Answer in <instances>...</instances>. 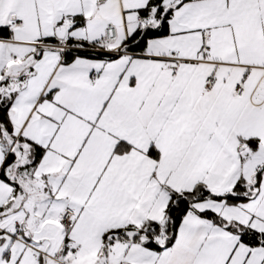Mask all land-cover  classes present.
Returning <instances> with one entry per match:
<instances>
[{"label": "snow or ice", "instance_id": "snow-or-ice-1", "mask_svg": "<svg viewBox=\"0 0 264 264\" xmlns=\"http://www.w3.org/2000/svg\"><path fill=\"white\" fill-rule=\"evenodd\" d=\"M0 264H264V0H0Z\"/></svg>", "mask_w": 264, "mask_h": 264}]
</instances>
